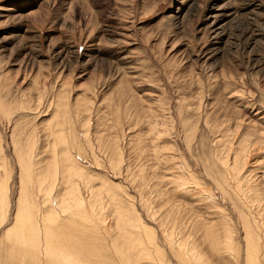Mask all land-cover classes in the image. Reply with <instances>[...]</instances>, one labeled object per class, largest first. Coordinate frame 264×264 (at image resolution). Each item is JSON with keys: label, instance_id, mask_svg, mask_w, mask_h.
Returning <instances> with one entry per match:
<instances>
[{"label": "rangeland", "instance_id": "1", "mask_svg": "<svg viewBox=\"0 0 264 264\" xmlns=\"http://www.w3.org/2000/svg\"><path fill=\"white\" fill-rule=\"evenodd\" d=\"M64 140L91 185L127 190L140 216L142 198L165 193L175 212L208 228L222 222L212 197L238 222L215 163L230 145H248L246 168L264 191V0H0V197L14 201L5 225L15 222L19 193L32 192L25 159L36 147L42 174L66 177ZM181 166L193 177L183 192L173 182L187 173ZM153 205L162 215L171 207ZM4 227L0 264H21Z\"/></svg>", "mask_w": 264, "mask_h": 264}, {"label": "bare ground", "instance_id": "2", "mask_svg": "<svg viewBox=\"0 0 264 264\" xmlns=\"http://www.w3.org/2000/svg\"><path fill=\"white\" fill-rule=\"evenodd\" d=\"M56 132L58 133V131ZM73 132L76 134L75 131ZM54 134L56 135V133ZM76 138L77 135L72 138L74 140L71 144H75ZM56 140H58V137ZM87 140L90 141V139ZM63 143L66 145V148L62 154L60 153L62 155L60 160L67 167L65 169L66 177L68 175H71L72 178L74 177L75 179H70L72 182L77 179L76 184L72 183V186L65 185L67 180L65 179L64 181L63 179L66 178L65 176L63 177L65 175L64 171H62L63 175L60 172L61 179L56 178L58 172L53 173L54 175L51 174L52 169H50V173L47 172L45 175L43 172L42 174L40 164L44 162H41L43 160L38 158L39 146L35 149L37 152L34 150L32 153L31 151L28 159H25L30 171L35 168V171H31L30 173V177L31 175L34 176L35 181H33V186L30 187L32 192L26 188L27 193H25L26 191L19 193L21 196L14 224L5 225L4 218H6V212L11 205L7 206L10 200H7L5 192V205H2L5 200L2 201V196L0 197V222L2 227L5 226L3 237L7 241H10V246L8 247L9 256L17 255L21 264H238L242 260H244L245 264H264V191L261 192L259 190L262 188H259L260 183L258 182L261 177L258 179L259 176L254 175L251 170H248L249 167L246 168L248 145L246 147H239L238 149H233L230 145L228 152L231 153V156L228 155L225 159L220 157L217 159V163H215V165L217 164V169H223L221 173L224 174V182H218V187L223 190L222 192H224L225 196L229 197L230 204L233 205L232 207L236 211L238 222L230 217L229 212L224 208L225 206L223 207L218 204L217 199H213L212 197L209 199L212 201V206L217 208L220 214L222 213V222L220 224L215 223L216 225L213 222V227L208 228V224L195 222L192 216L190 218L186 217V215L182 217L180 213L175 212L177 210L175 209L176 207L171 205V197L168 196L167 198L164 196L165 193L161 197L160 194L164 191L160 190V193L156 194L161 197L158 201L156 197L152 201L149 198L147 200L143 198L142 200L139 199L140 208H142L144 214L140 216L138 212L141 210L137 212L135 208L137 205L135 206V202L132 203L130 194H128L130 198L127 194L124 196L127 190H124L123 195H120L119 192L113 193L109 189L110 186L106 183L109 186L106 191L109 193H104L101 191L102 188L99 190L94 185H91V177H87L83 169L78 165V161L81 160L78 159L77 161L75 159L68 142L64 140ZM116 143L113 144L116 145ZM116 148L113 147V149ZM121 150L120 154L119 152L117 153L119 154L116 157L117 159L119 157L123 159L124 153ZM114 152L116 153V151ZM52 155L54 154L52 153ZM115 161L117 162V160ZM122 162L124 163V159L118 161V171L125 169V165ZM59 165H62V163ZM180 168L187 173H180L177 177L174 175L173 182L176 190L181 192L188 189V183L193 181V177L188 168L184 166ZM139 170L141 174L144 173L143 166ZM231 173L234 174L231 175ZM43 180L47 183L44 186L45 188L42 186V184H46ZM110 184L113 189L115 187L114 183ZM229 186L230 188L228 189ZM137 188L140 189V187ZM141 189L139 190V194L141 193ZM230 189H232L231 193ZM152 192L150 194L153 195L155 191ZM165 197L167 198L166 201L164 200ZM133 201H135V198ZM10 203L14 205L13 200ZM152 204H155V207H162L164 204H167L174 208L172 207L173 209H171L170 207L162 215L161 210H155L157 208H154ZM109 209L112 212L114 210L115 213H110ZM181 213L183 214V212ZM107 214L109 217L111 216V219L113 217V219H108ZM220 214L218 215L217 213L216 215L220 216ZM142 216L144 217L143 220L147 221V224L142 222ZM88 222H92V225L88 224ZM237 223L241 225V230L245 237V239L243 238L245 240V248L242 251L240 249L241 245L239 246L235 237L238 234ZM103 226L107 227L103 228ZM201 228H204V232L202 233H200ZM199 237L203 238V240H199ZM126 245V251H124L123 248ZM103 251H105V254L102 256ZM17 261L19 260L17 259Z\"/></svg>", "mask_w": 264, "mask_h": 264}]
</instances>
